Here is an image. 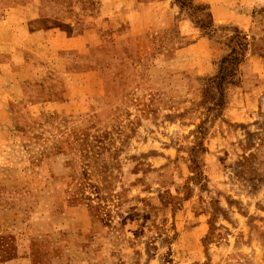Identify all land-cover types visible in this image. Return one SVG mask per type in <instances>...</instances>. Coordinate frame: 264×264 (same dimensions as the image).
Returning <instances> with one entry per match:
<instances>
[{"label":"rangeland","instance_id":"1","mask_svg":"<svg viewBox=\"0 0 264 264\" xmlns=\"http://www.w3.org/2000/svg\"><path fill=\"white\" fill-rule=\"evenodd\" d=\"M43 1L54 54L0 75V264H264V0Z\"/></svg>","mask_w":264,"mask_h":264},{"label":"crops","instance_id":"2","mask_svg":"<svg viewBox=\"0 0 264 264\" xmlns=\"http://www.w3.org/2000/svg\"><path fill=\"white\" fill-rule=\"evenodd\" d=\"M43 0H31L30 4L20 6L14 4V0H0V75L19 74L26 66L25 62L28 53H32V48L26 39L39 38L37 55L46 51L54 54V49L50 44L49 32L55 31L65 25L66 22L56 17H44ZM48 4V3H46ZM34 12L33 17L16 16L17 12ZM228 18V17H226ZM220 19V18H219ZM221 18L220 20H224ZM45 23L46 25H43ZM35 27V28H33ZM73 37V36H70ZM201 41V39H200ZM198 40V42H200ZM43 60L42 56H37ZM71 217V216H70ZM72 223L77 231L88 230L86 216H72Z\"/></svg>","mask_w":264,"mask_h":264},{"label":"trees","instance_id":"3","mask_svg":"<svg viewBox=\"0 0 264 264\" xmlns=\"http://www.w3.org/2000/svg\"><path fill=\"white\" fill-rule=\"evenodd\" d=\"M235 49H231V53L222 59L220 62L219 73L213 80H218V84L226 82L227 79L231 78L234 66L239 63L238 57L235 55ZM231 69V70H230ZM230 70V72H229ZM220 80V82H219Z\"/></svg>","mask_w":264,"mask_h":264}]
</instances>
